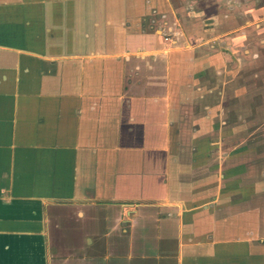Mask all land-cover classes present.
I'll list each match as a JSON object with an SVG mask.
<instances>
[{
	"label": "crops",
	"instance_id": "1",
	"mask_svg": "<svg viewBox=\"0 0 264 264\" xmlns=\"http://www.w3.org/2000/svg\"><path fill=\"white\" fill-rule=\"evenodd\" d=\"M260 45L264 0H0V264H264Z\"/></svg>",
	"mask_w": 264,
	"mask_h": 264
},
{
	"label": "rangeland",
	"instance_id": "2",
	"mask_svg": "<svg viewBox=\"0 0 264 264\" xmlns=\"http://www.w3.org/2000/svg\"><path fill=\"white\" fill-rule=\"evenodd\" d=\"M262 37L260 36V38ZM259 50L262 53L259 61L256 63L252 60L251 66L240 71L237 83L238 89L241 88L242 95L240 94V99L234 96L235 98L230 100V106L232 108H250L244 118L251 128L250 131H255L252 138H256L264 146V47L260 45ZM262 151H264V147H262Z\"/></svg>",
	"mask_w": 264,
	"mask_h": 264
}]
</instances>
